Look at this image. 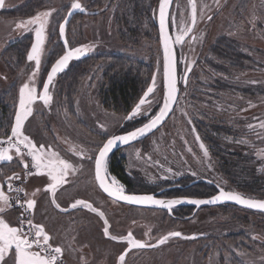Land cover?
I'll return each instance as SVG.
<instances>
[{
	"label": "rangeland",
	"instance_id": "rangeland-1",
	"mask_svg": "<svg viewBox=\"0 0 264 264\" xmlns=\"http://www.w3.org/2000/svg\"><path fill=\"white\" fill-rule=\"evenodd\" d=\"M125 1L79 0L84 10L75 13L65 25L68 47L84 45L89 51L73 58L67 67L57 73L49 91L52 97L56 92L63 94L67 91L60 84L63 73L71 63H76L83 57L89 58L88 70L82 77L79 89L74 95L67 91L77 110L81 112L79 121L69 114L66 119L54 114L51 117L45 114L41 116L42 108L45 109L47 105L38 100L32 105V115L26 120L28 129H24L25 135L37 145L43 144L46 148L51 146L62 158L72 161L73 165L75 161L84 165L86 173H82V176L89 188L94 185L91 174L93 160L87 157L94 156L103 138L120 127L130 110L102 104L98 86L102 81L104 68L113 64L115 57L118 59L117 56H128L135 66L145 65L140 69L146 73L147 80L138 100L152 85L153 76L156 78V89L148 97L151 106H142L140 114L127 119L128 126L140 124L153 115L162 99V65L157 26L154 32L150 22H147L145 27L148 34H140L136 43L122 41L125 32L119 19ZM157 1L145 0V6L150 12L149 19L154 22ZM194 2L195 26L184 37V41L177 44L181 82L175 107L155 131L120 150L125 158V168L134 177L132 184L138 187L154 188L201 175L228 189L260 197L264 195V157L257 155L264 150V128L261 127L264 122V0ZM24 3L27 0H4L0 9V71L8 77L1 78L0 88L3 92L11 82L15 86L11 96L14 98L6 102L7 105L19 102V89L23 83L30 82L29 77L35 70V62L28 61L26 54V61L21 66L5 68L1 59V54L9 43L24 34L32 35L34 32L35 26L27 29L16 27L18 23L30 18L27 14L18 13ZM71 3L72 0H44L40 6L44 10L54 11L46 27L41 66L34 80L38 93L46 69L64 52L58 28ZM129 5L134 6L133 3ZM13 9L17 10L12 13ZM42 12L44 11L39 13ZM170 16L175 37L180 30L181 21L185 26L191 25L190 0H173ZM55 41L59 42L57 50H53ZM226 45L234 46L238 56L236 59L223 53ZM93 101L99 112L91 120L87 116L93 104L90 102ZM32 125L38 126V130L45 135L43 139L29 132ZM51 137L55 140L53 144L48 142ZM201 143L207 149V156L200 147ZM81 148L85 150L84 157L76 155ZM223 153L238 156V162L232 164V160L228 159L227 163L231 167H225ZM242 160L246 162L243 167L247 165L246 170H251L258 177L259 181L250 186L260 188L259 191L250 192L242 187L245 185V182H241L242 179L250 183L249 178L241 174ZM34 181L37 183L34 179L28 182L29 193L36 190ZM97 192L98 206L114 215L110 217L109 230L113 233L112 236H126L130 231L135 239L155 243L169 232L178 231L182 234L180 237H170L164 244L154 248L130 250L125 257H132L127 260L129 264H264L263 212L233 204H219L201 207L188 219H178L165 210L109 203ZM184 192L190 193L189 189ZM36 194L37 197H42L41 190ZM0 215L10 222L12 213L7 207ZM41 219L47 222L52 238L64 243L66 250H71V254H65L67 264H74L72 256L80 255L78 247L83 248L85 255L89 251L99 255L107 252L110 247L92 226L54 228V223L58 222H54V218L46 211ZM49 221L53 223L50 224ZM116 241L111 242L114 253L108 256V261L112 263L116 262L119 251L126 244V241ZM72 243L78 247L74 246L72 249ZM134 253L136 254L133 255Z\"/></svg>",
	"mask_w": 264,
	"mask_h": 264
},
{
	"label": "snow or ice",
	"instance_id": "snow-or-ice-1",
	"mask_svg": "<svg viewBox=\"0 0 264 264\" xmlns=\"http://www.w3.org/2000/svg\"><path fill=\"white\" fill-rule=\"evenodd\" d=\"M192 4V16L191 25L185 26L184 22H180V30L178 34L173 38L166 27V12L170 4V0H160L159 14H160V35L163 44V81H164V93H163V105L159 108V111L155 115L151 116L146 123L141 127L135 128L133 131L127 132L125 135H113L98 147L94 156H88L87 159H94L95 180L98 182L99 187L103 189L110 197L117 198L122 201L133 204L143 205H159L169 210L176 204L181 203L179 199L162 200L157 199L154 195H126L124 187L114 177L108 175L107 157L113 147L119 142L128 144L129 142L136 140L138 137L144 136L157 128L158 125L165 119L170 112L173 103L176 101L177 93V81H176V62L173 55V43L180 44L184 41V37L193 30L196 23V4L194 0H190ZM0 7H3V0H0ZM80 10L84 8L79 0H72L70 5L71 11ZM49 10L42 13H37L34 17L28 20L22 21L16 25L17 28L27 29L29 26H35V42L31 45V51L27 55L28 61L35 62V70L29 77L30 82L23 83L19 89V107L15 115V123L11 127V135L7 137L6 141H0V145L6 143L7 147L0 146V160L11 161L13 156L10 154L13 150L17 156L24 159V156L31 157V165L36 169L38 173H46L50 179V183L46 185V191L52 193V203L57 209L61 206L56 203L55 194L57 189L67 183L66 177L69 171L75 172L74 166L66 159L62 158L59 152L54 151L51 146L47 148L45 145L37 144L24 133L25 121L33 113L32 105L36 101H42L44 105H49L53 97L50 94L49 88L53 82L57 73L61 72L73 58L83 56L89 51L87 46H80L76 48H69L68 41L65 40V48L63 55H61L55 63L51 66V71L48 72L47 80L43 83V91L38 93L36 85L34 83L36 72L41 66V58L44 52V44L46 40V27L49 23V17L52 14ZM211 19V17H209ZM59 32L61 36L65 34V25L59 26ZM195 39V37H193ZM190 71V67L188 68ZM156 89V78L153 76V83L148 87L147 91L140 98L139 102L134 106L132 112L129 113L125 119H133L137 114L141 113L142 106H151V101L148 99L149 94L154 93ZM103 127V125H101ZM249 127H252L249 125ZM261 127L264 128V122L261 123ZM200 147L204 149V154L207 156L208 152L205 146L201 143ZM26 150V152H25ZM76 155L84 157L85 150L81 148L76 152ZM258 156L264 157V150L257 153ZM29 163H24V168L27 169ZM13 179H19V175L13 173L12 176L7 177L8 190L15 191L17 194L24 191L22 188L13 189L11 181ZM219 187V185H218ZM40 189H36L32 196H35ZM27 195V193H25ZM10 196L5 192L3 185H0V213L4 211L6 207H12L10 202ZM231 200L238 204L245 205L249 208L264 210V200H256L253 198H246L244 195L234 192L225 191L223 188L219 189V194L212 196L210 199H191L189 203L193 205L213 204L217 201ZM15 203L25 208V212H31L35 208L36 200L29 198L25 201H21L19 195L15 198ZM83 206L90 211L97 213L100 217H104L105 213L93 207V205L84 200H76L70 205L72 208L77 206ZM65 211L66 209H61ZM25 224H27V231H25ZM104 235L109 236L108 220L104 219ZM182 234L178 231L169 232L167 235L161 237L157 244H164L170 237H180ZM112 240L126 241L128 247L125 249L119 257V264H125V257L131 249H140L145 247H155L156 245L148 244L142 240L135 239L132 232H128L126 236H111ZM194 238V237H193ZM52 236L45 229L43 224H35L33 220L21 214L18 226H12L4 217L0 215V264H61V257L63 254V248L61 246H53L51 243ZM10 254V255H9ZM6 256L8 259H5Z\"/></svg>",
	"mask_w": 264,
	"mask_h": 264
},
{
	"label": "flooded vegetation",
	"instance_id": "flooded-vegetation-1",
	"mask_svg": "<svg viewBox=\"0 0 264 264\" xmlns=\"http://www.w3.org/2000/svg\"><path fill=\"white\" fill-rule=\"evenodd\" d=\"M172 3H173V1H172ZM3 4H4V0H3ZM78 11H80V10H77L75 13H77ZM72 16H71V18H72ZM71 18H70V20H71ZM170 22H171V16L169 13V28H170L171 35L174 38ZM65 37H66V35H65ZM61 44H62V42H61ZM174 44H175L176 56H177V72H178V75L180 77V82H181V72H180V66H179V60H178V49H177V44L176 43H174ZM62 46H63V44H62ZM63 48H64V46H63ZM64 51H65V48H64ZM63 53L61 55H63ZM70 61H69V63H70ZM51 64H50V66H51ZM50 66H48V68L45 71V74H44V77L42 80V84L40 87V92H42L41 89H42V86L44 83V79L46 77V74H47ZM28 73H29V71H28ZM5 77L8 78L6 74H2V72L0 71V78H5ZM180 82H179V86H180ZM60 84H62V83H60ZM10 87H11V90L13 89V91H14L15 86H14L13 82H11ZM2 90L3 89L0 88V107L2 106V98H1ZM61 92H63V91H61ZM12 98H14V97H10L9 100H11ZM72 99L73 98H71L68 95L67 91H64L63 94L56 92V94H54L52 102L49 105H47L45 109L42 108V111L40 112L41 116H42V114H45L48 117V113L50 111H53L54 114H56V113L59 114L60 112L61 113L64 112L65 117L62 116L64 119H66V117H69V115H70L72 117H76V120L79 121V119H80L79 116H80L81 112H79L77 110L76 105H74V100H72ZM90 103H93V104L90 107L91 110H90L89 115L87 117L92 120V119H94L95 116L98 115L99 111L97 110L96 104H94V101L90 102ZM17 104H19V102L15 103V104H13V103L8 104L7 105L8 106L7 111H4V109L0 108V141H6L7 137L11 135V127L14 124L16 111L19 107V105L16 107ZM71 104H72L73 108L71 107ZM75 104H76V102H75ZM102 104H103V102H102ZM130 110L127 112V114L130 112ZM71 113H73V114H71ZM4 114H6L8 123L2 124L1 119H2V116ZM67 114H69V115H67ZM127 114L125 117H127ZM81 115H83V114H81ZM51 116L52 115H50V117ZM59 116L60 115H58V117ZM125 117H124V120L121 123L120 127L116 131L108 134L107 136H105L103 138V140L97 146L95 153H96L98 147L101 146V144L105 141V139L109 135L116 133V132L125 131V130H128V129L136 126V124L133 126H128V121H127V119H125ZM83 118H85V117H83ZM25 123H26V121H25ZM38 125H39V122H38ZM45 125H46V123H45ZM24 129H28L27 123L25 124ZM38 129H39L38 126L32 125L31 130L30 131L27 130V131L34 133L35 136H37V137L41 136L40 138L43 139V136H45V135H42L41 131H39ZM68 136H70V134ZM142 139H139L135 142H138ZM48 142L53 144V143H55V140L51 137V138H48ZM130 144H132V143H130ZM130 144H128V145H130ZM128 145L117 148L115 151L111 152L107 157L108 175L110 177L114 176L119 181V183L121 185H123L124 191H126V192H151V193L156 194L157 196L166 197V198L175 197V196L207 197V196H210V195L217 192L218 185H219V187H222L224 189H228L224 186H221L220 184L215 182L213 179L208 178V177H204L201 175L200 176H193L188 180H178L176 182L166 183L162 186H158V187H154V188L153 187L152 188H146L143 186L142 187L134 186L132 184L133 183L132 179L134 177L130 176L129 172L126 170L125 158H124V155H122L120 152V150L122 148H124ZM0 146L7 147V144L4 143ZM37 146H39V145H37ZM25 152H26V150H25ZM10 154L13 156V159L11 161L0 160V185H3L5 192L11 198L10 202L12 203V207H10V208L7 207V208L12 213V215L10 217V222H9L10 224H12V226H18L21 214H24L25 217L32 219L33 223L43 224L45 226V229L52 236V234L50 232L51 229H49V230L47 229V227H48L47 222L45 223L41 219V217H43L45 215V211H46L47 213L51 214L52 218H54V222H56V223L58 222L57 224L54 223V228H56V227H63V228L68 227L71 229V226H77V227H86V226L90 227V226H92L95 231L97 230V232L100 233L101 238L109 243L110 247L107 248L108 251L107 252H101V254H99V255H95L91 251H89V254L85 255V253H83V250H82L83 248H80V247H78L72 243L71 248L73 249L74 246L78 247V251H79L78 253H80V255L77 254L76 256L75 255L72 256L71 260L73 261L74 264H119L118 257L122 253H124L125 249L128 247V244L126 242L125 246L122 247L121 250L119 251L118 257L115 260L116 262L112 263L111 261H108V256H110L111 253H114L113 252L114 248L111 245L112 244L111 242L114 243L117 241H112V239L110 238L113 235V233L110 230H109V236L104 235V232H103V229L105 227L104 219L108 220V225H109V229H110V226H111L110 225V217H111V215L114 217V215L108 214L102 206H101V208L99 207L100 205L98 206V204H97L98 192L97 191H99L100 194L103 196L104 200L108 201L109 203L123 204V205H127L130 207H136V208H149V209H155V210H165L168 214H170L173 217H177L178 219H185V218L188 219V217H192L194 215V213L199 208L208 206V205L200 206L197 209H195L194 205L180 204V205L173 206L172 209L169 210L166 208L139 206V205H134V204L119 201L113 197H110L106 193H104L99 188V186L97 185V182L95 180L94 159H93V162H91V167H92L91 174H92V178H93L92 181H93L94 185L92 187H90L91 189L89 187H86V184H88V183H86L83 180L84 177L82 176V173L83 174L86 173L85 166L80 165L78 161H75L74 165H73L72 161L70 162L74 166L76 171L75 172L69 171V174L66 177L67 183L61 185L57 189V192L55 194V200H56V203H59L61 206L60 209H57L55 207V205L52 203V199H53L52 193L45 190L46 185L51 182L50 179L47 177V174L46 173H38L36 171V169L34 167H32L31 157H28L25 155L24 159L21 160V157L17 156L15 154V151H14V153L12 152ZM114 159L121 160L122 166H123V172L126 175L125 179H123L122 177H119L112 170V164H113ZM25 162L29 163V167L27 169L24 168ZM13 173H16L19 175V179H13L11 181L13 189H15V188L24 189V191L20 192L19 194H17L15 191H9L8 187H7L8 183H9L7 180V177L12 176ZM32 179L37 180V183H36V181L33 182L35 184L34 188L41 190L42 197H37V194L35 196H32V193L28 192V189H27L28 182ZM209 188H210V190H209ZM186 189H189L190 193L184 192V190H186ZM159 190H162V191L157 193ZM229 190H232V189H229ZM25 193H27V195H25ZM17 195H19V198L21 199L22 202L25 201L26 199H29V198L35 199L36 200L35 208L33 210H31L30 213L25 212L24 207H21L20 205L15 203V198L17 197ZM244 195H246V194H244ZM248 196H250V195H248ZM252 197H254V196H252ZM76 200H84V201L91 203L93 205V207L97 208L100 211H103L105 213V216L102 218L97 213H94V212L90 211L89 209H87L83 206L78 205L76 208L70 207V205L73 204ZM221 204H231V203H221ZM217 205H219V204H217ZM233 205H235V204H233ZM49 206L52 207V209H50ZM238 207H240V206H238ZM61 209H66V210L62 211ZM35 210L38 211V213ZM49 223L52 224L53 222L49 221ZM60 230H63V229H60ZM25 231H27V224H25ZM63 231H65V230H63ZM143 234H144V232H143ZM51 243L53 244V246H61L63 248V254L61 257V264H67L68 259H67L65 254H68V252L71 254V252H70L71 250H66L64 243H62L61 241H55L53 238H52ZM148 244H153L156 246L160 245V244H157V242H155V243L152 242V243H148ZM145 248H154V247H145ZM145 248H140V249H145ZM105 254H106V256H105ZM135 254L136 253H134L133 255H135ZM6 258H8V257L6 256ZM131 258L132 257L126 258L125 264H129L127 262V260L131 259Z\"/></svg>",
	"mask_w": 264,
	"mask_h": 264
},
{
	"label": "trees",
	"instance_id": "trees-1",
	"mask_svg": "<svg viewBox=\"0 0 264 264\" xmlns=\"http://www.w3.org/2000/svg\"><path fill=\"white\" fill-rule=\"evenodd\" d=\"M44 0H27V3L23 5V8H19L18 13L27 14L29 17H34L37 13L44 10L43 7L41 8ZM135 2V3H134ZM155 2V0H153ZM133 3L134 6L132 7L131 4ZM41 10L39 11V9ZM17 9L11 10L13 13ZM73 18V17H72ZM71 18V19H72ZM150 18L149 8L145 6V0H126L123 4V8L121 11L120 16V23L123 25V30L125 32L124 36L121 38L124 42L132 41L134 43L137 42L140 34L146 33L147 29L145 24L150 22L151 27L155 32V22ZM147 20V21H146ZM157 31V30H156ZM127 32V33H126ZM149 35H151L149 33ZM31 33L24 34L20 36L16 41L9 43L5 48L3 53L1 54V59L3 62V66L5 68H10L14 65L21 66L25 60V54L29 48L31 43L32 37ZM52 36V34H51ZM156 36V34H155ZM132 38V39H131ZM137 38V39H136ZM227 46V45H226ZM59 47V42L55 41L53 44V50H57ZM52 48V47H51ZM223 53L226 55L233 57L236 59L237 52L234 49V46H227L226 49L224 48ZM118 59L115 57L113 64L106 66L104 71L102 72V81L99 83V96L101 97L103 104L112 107H120L125 109H131L132 106L135 104V101L138 100L140 93L145 87L147 75L146 73L141 70L140 68H144L145 65L141 64L142 66H135L134 61L131 60L128 56H117ZM89 58L83 57L76 63L73 62L69 66L68 69L63 73L64 76L62 77V89L70 91L71 95H74L76 91L79 89L80 85L82 84V77L85 75L86 71L88 70L87 64H89ZM138 64V63H137ZM2 79L0 78V81ZM62 91V90H61ZM12 96V90L10 85L5 86L4 91L2 92V106L1 109L7 111V104L6 102L9 101V98ZM131 107V108H130ZM1 123L5 124L8 123L6 114L2 116ZM221 153V152H220ZM222 161L225 167H231L227 162L228 159L232 160V164H236L238 161V156L234 154H227L223 153ZM230 160V161H231ZM242 160L241 170L243 171L241 174L249 178L250 183H246L245 179H242L241 182H245V185L242 187L246 191L256 192L259 191L260 188H255L254 186H250L256 184L259 180L258 177L250 170H246V166L243 167V164L246 162ZM231 164V165H232ZM235 166V165H234ZM231 169V168H229ZM112 170L123 179L126 178V175L123 172V166L121 160L114 159L112 164ZM264 198V195L260 196Z\"/></svg>",
	"mask_w": 264,
	"mask_h": 264
},
{
	"label": "water",
	"instance_id": "water-1",
	"mask_svg": "<svg viewBox=\"0 0 264 264\" xmlns=\"http://www.w3.org/2000/svg\"><path fill=\"white\" fill-rule=\"evenodd\" d=\"M172 1H173V0H170V4H169V7H168L167 12H166V27H167L168 32H169L170 35H171V32H170V28H169V13H170V8H171V5H172ZM159 4H160V0L157 1V5H156V11H155V22H156V26H157V34H158V38H159V46H160V52H161V65H162V99H161V103H160V106H159V108H160V107L163 105V93H164V81H163V59H164V52H163V44H162V41H161V35H160V14H159ZM0 9H1V7H0ZM76 11H77V10L71 11V15H69V12H70V9H69V10L67 11L65 17L62 19L60 25H61V24L66 25V24L69 22L71 16H72ZM60 25H59V26H60ZM58 33H59L60 41L62 42V44H63V46H64V48H65V40H66L65 34H64V36H61V35H60V32H59V28H58ZM171 36H172V35H171ZM34 42H35V31H34L33 34H32V40H31V43H30L29 48H28V50H27L26 58H27V55H28L29 51H31V45H32ZM172 48H173L174 59H175V62H176V81H177V93H176V97L178 98L179 88H180V86H179L180 77H179L178 72H177V56H176V49H175V44H174V43H173V45H172ZM65 50H66V48H65ZM59 57H60V56H59ZM59 57H58V58H59ZM58 58H56L55 61H56ZM55 61H54L53 63H55ZM53 63H52V64H53ZM52 64H51V66H52ZM51 66H50L48 72L51 71ZM48 72H47V74H46V77H45V79H44V82L47 80ZM41 91H43V86H42ZM177 98H176V101H177ZM139 100H140V99H139ZM139 100L133 105V107L131 108V110H130L129 113H131L132 109H133L134 106L139 102ZM176 101L173 103L170 112H169L168 115L165 117V119L161 122V124L167 119V117H168V116L170 115V113L172 112V110H173V108H174V106H175V104H176ZM159 108L157 109L156 112L159 111ZM156 112H155L153 115H155ZM129 113L127 114V116L129 115ZM153 115H151V116H153ZM151 116H150L149 118H147L146 120H144L143 122H141L140 124L136 125L135 127H132V128H130V129H128V130H125V131H120V132H116V133H113V134L109 135V136L105 139V141H106L110 136H113V135H125V134H126L127 132H129V131H133V130H135V128H137V127H141L144 123H146V122L148 121V119L151 118ZM14 123H15V120H14ZM161 124H160V125H161ZM160 125H158L157 128H158ZM157 128L153 129L151 132H153V131L156 130ZM151 132L147 133V134L144 135V136L138 137L136 140H133V141L129 142L128 144L133 143V142H135V141H137V140H139V139L144 138L145 136L149 135ZM128 144H124V143H119V142H118V143L113 147V149L111 150V152L115 151V150H116L117 148H119V147H122V146H125V145H128ZM101 145H102V144H101ZM111 152H109V154H110ZM109 154H108V155H109ZM94 172H95V170H94ZM96 182H97V181H96ZM97 185L99 186L98 182H97ZM99 188H100V187H99ZM220 188H222V187H217V192L214 193V194H212V195H210V196H207V197H186V196H175V197L166 198V197L157 196L156 194L151 193V192H126V191H124V192H125L126 195H154L157 199H162V200H173V199H179V200H181L182 202L179 203V204H176V205H180V204H190V205H193V204L189 203L188 200H191V199H205V200H206V199H210L212 196H214V195H218V194H219V189H220ZM100 189L103 191L102 188H100ZM223 189H224V188H223ZM224 190H225V191H234V190H229V189H224ZM161 191H162V190H159L157 193H159V192H161ZM103 192H104V191H103ZM234 192H237V193L242 194L241 192H238V191H234ZM104 193H106V192H104ZM106 194H107V193H106ZM107 195H108V194H107ZM242 195H244V194H242ZM244 196H245L246 198H253V199H256V200H264V198H261V197H252V196H248V195H244ZM113 198H114V197H113ZM115 199H117V198H115ZM117 200H119V199H117ZM119 201H122V200H119ZM122 202H126V201H122ZM126 203H128V202H126ZM221 203H231V204H235V205H237V206H240V207H242V208H246V209H250V210L259 211V212H263V213H264V210H261V209H255V208H249V207H247V206H245V205L238 204L237 202H235V201H231V200H222V201H217V202H215V203H213V204H204V205H199V206L194 205V207H195V209H197V208L200 207V206H205V205L212 206V205H217V204H221ZM130 204H133V203H130ZM134 205L146 206V207H155V208H165V207H162V206H159V205H143V204H134ZM174 206H175V205H174ZM166 209H168V208H166Z\"/></svg>",
	"mask_w": 264,
	"mask_h": 264
},
{
	"label": "bare ground",
	"instance_id": "bare-ground-1",
	"mask_svg": "<svg viewBox=\"0 0 264 264\" xmlns=\"http://www.w3.org/2000/svg\"><path fill=\"white\" fill-rule=\"evenodd\" d=\"M51 114H54V112L53 111H50L49 113H48V117H50V115ZM65 113L63 112V113H59V114H54V116H56L57 117V115H62V116H64L65 117V115H64ZM50 207V206H49ZM47 209V208H46ZM50 209H52V207H50ZM96 243V242H95ZM100 243V242H99ZM97 245L95 244V247H96Z\"/></svg>",
	"mask_w": 264,
	"mask_h": 264
}]
</instances>
